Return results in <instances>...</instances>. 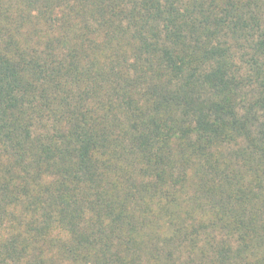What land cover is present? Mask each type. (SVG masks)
<instances>
[{
    "label": "trees",
    "instance_id": "1",
    "mask_svg": "<svg viewBox=\"0 0 264 264\" xmlns=\"http://www.w3.org/2000/svg\"><path fill=\"white\" fill-rule=\"evenodd\" d=\"M0 264H264V0H0Z\"/></svg>",
    "mask_w": 264,
    "mask_h": 264
}]
</instances>
